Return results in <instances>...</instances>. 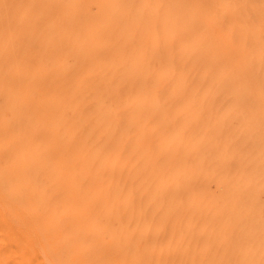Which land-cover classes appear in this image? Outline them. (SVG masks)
<instances>
[{
    "label": "bare ground",
    "instance_id": "1",
    "mask_svg": "<svg viewBox=\"0 0 264 264\" xmlns=\"http://www.w3.org/2000/svg\"><path fill=\"white\" fill-rule=\"evenodd\" d=\"M0 264H264V0H0Z\"/></svg>",
    "mask_w": 264,
    "mask_h": 264
}]
</instances>
